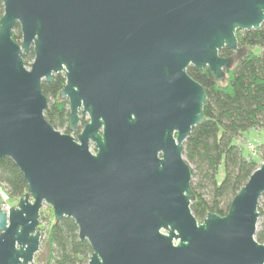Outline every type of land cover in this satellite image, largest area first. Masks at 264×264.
Wrapping results in <instances>:
<instances>
[{
	"label": "water",
	"instance_id": "obj_1",
	"mask_svg": "<svg viewBox=\"0 0 264 264\" xmlns=\"http://www.w3.org/2000/svg\"><path fill=\"white\" fill-rule=\"evenodd\" d=\"M1 2L0 158L16 166L26 192L6 212L0 206V264L33 262L44 205L54 222H74L91 249L87 264H264L254 238L264 162L224 216L198 222L182 156L206 102L187 68L222 82L245 54L236 32L260 28L264 0ZM59 73L69 130L88 116L75 136L44 118L41 84Z\"/></svg>",
	"mask_w": 264,
	"mask_h": 264
},
{
	"label": "trees",
	"instance_id": "obj_2",
	"mask_svg": "<svg viewBox=\"0 0 264 264\" xmlns=\"http://www.w3.org/2000/svg\"><path fill=\"white\" fill-rule=\"evenodd\" d=\"M235 35L238 48L244 49L245 54L234 58L232 66L224 70L222 82L215 81L208 69L187 68V74L206 93L202 109L204 120L191 130L182 148V156L191 171L190 188L194 199L190 211L198 222L209 213L224 216L232 198L259 166L252 158L242 155L236 141L249 129L264 130V22L258 30L237 31ZM12 39L20 41L17 25ZM253 47L260 49L259 55L252 52ZM219 55L234 57L227 49H222ZM22 60L29 67L32 51L23 55ZM64 83V75L59 73L52 76L50 83L43 82L41 90L47 100L45 120L54 129L68 134L67 102L59 98ZM258 150L264 159V147ZM221 163L223 177L218 181ZM0 185L8 198L18 199L26 192L22 174L8 158H0ZM257 211L261 221L254 238L264 244V193ZM44 219L39 213V222ZM39 230L41 235L45 234L49 247L46 264H87L91 249L87 242L78 240L77 227L71 219L53 221L46 231L40 227Z\"/></svg>",
	"mask_w": 264,
	"mask_h": 264
},
{
	"label": "rangeland",
	"instance_id": "obj_3",
	"mask_svg": "<svg viewBox=\"0 0 264 264\" xmlns=\"http://www.w3.org/2000/svg\"><path fill=\"white\" fill-rule=\"evenodd\" d=\"M252 52L255 55H259L260 49L258 47H253ZM236 143L240 147L242 155L244 157H246L247 159L252 158L258 165L264 162V159L261 156L262 155L261 150H258V147L260 146L264 147V130L249 129L242 134V136L236 141ZM248 144H251V147H249ZM222 177H223V164L221 163L218 168V177H217L218 181H220ZM0 192L4 194V195H0V205L3 201L5 202V203L3 202L4 204L10 207L16 205L18 199L8 198L5 195L6 193L2 186H0ZM40 213H42V216H44L45 219L41 223L39 222L40 223L39 227L42 228L43 231H46L49 228V225L53 222L52 211L48 206L44 205L41 208ZM260 221L261 219L258 218L256 231L259 230ZM48 253H49V247L47 245V238L43 233L41 237L39 251L37 252V254H35L33 262L31 264H46Z\"/></svg>",
	"mask_w": 264,
	"mask_h": 264
},
{
	"label": "flooded vegetation",
	"instance_id": "obj_4",
	"mask_svg": "<svg viewBox=\"0 0 264 264\" xmlns=\"http://www.w3.org/2000/svg\"><path fill=\"white\" fill-rule=\"evenodd\" d=\"M67 109H68V103H67ZM78 116H79V120H78L76 128H75V133H72L70 130L68 132V134H70L72 136H75L76 134H80L82 132L84 126L88 122V116L86 114L82 115L79 113ZM67 124H68V118H67ZM90 149L93 150L92 144H90Z\"/></svg>",
	"mask_w": 264,
	"mask_h": 264
},
{
	"label": "built area",
	"instance_id": "obj_5",
	"mask_svg": "<svg viewBox=\"0 0 264 264\" xmlns=\"http://www.w3.org/2000/svg\"><path fill=\"white\" fill-rule=\"evenodd\" d=\"M248 146L251 147V144H248ZM0 186H2V185H0ZM2 187H3V186H2ZM3 188H4V187H3ZM4 191H5V189H4ZM0 195H4V194H3L2 192H0ZM3 202H4V201H3ZM3 202L1 203L0 206H1L2 210L6 212L10 206H7L6 204H4L5 202H4V203H3Z\"/></svg>",
	"mask_w": 264,
	"mask_h": 264
}]
</instances>
